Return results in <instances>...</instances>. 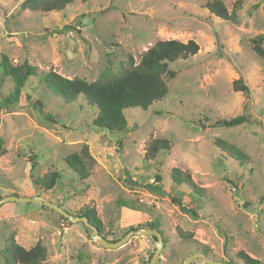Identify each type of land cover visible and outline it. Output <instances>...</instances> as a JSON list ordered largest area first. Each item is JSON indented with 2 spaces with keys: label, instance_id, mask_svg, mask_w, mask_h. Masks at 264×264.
<instances>
[{
  "label": "rangeland",
  "instance_id": "1",
  "mask_svg": "<svg viewBox=\"0 0 264 264\" xmlns=\"http://www.w3.org/2000/svg\"><path fill=\"white\" fill-rule=\"evenodd\" d=\"M23 1L0 0V199L42 196L79 217L85 206L94 207L102 237L112 242L159 219L165 240L156 264H183L202 246L216 261L244 264L238 258L244 251L264 264V60L251 43L264 34V0H242L237 24L211 14V0H73L53 13L22 10ZM222 1L232 11L238 0ZM174 39L196 41L199 53L172 63L176 76L167 80L166 97L147 111H127L128 127L118 134L94 126L97 109L86 98L67 102L41 74L17 95L1 66L6 55L12 65L27 61L41 72L94 82L131 57L137 63L158 40ZM238 79L248 95L233 91ZM239 116L254 124L215 126ZM156 138L172 149L147 161L146 146ZM217 140L249 161L232 159ZM85 146L96 163L91 178L80 182L64 159ZM174 167L188 170L205 191L173 183ZM54 170L61 175L57 187L39 195L31 177ZM12 238L26 249L42 242L48 254L42 264H151L157 243L136 235L119 249H105L83 223L44 204L8 202L0 205V252Z\"/></svg>",
  "mask_w": 264,
  "mask_h": 264
},
{
  "label": "trees",
  "instance_id": "2",
  "mask_svg": "<svg viewBox=\"0 0 264 264\" xmlns=\"http://www.w3.org/2000/svg\"><path fill=\"white\" fill-rule=\"evenodd\" d=\"M73 0H24L21 3L22 10L34 13L61 12L70 5ZM242 0H238L232 11L222 0H211L207 2V9L214 16L233 24L238 22V12L242 8ZM254 53L264 60V34L251 40ZM200 45L190 40L184 43L180 40H158L144 54L139 61L134 62L131 57L130 62L122 65L119 70L108 69L103 72L94 82H88L82 78L69 79L54 71L41 72L36 66L27 61L12 65L6 55L2 56L1 66L4 73L10 77L15 85L17 95L24 89L30 77L41 74L44 82L53 87L58 96L67 102L76 101L80 96L86 98L88 105L97 109V116L93 120L94 126L105 129L112 134L124 132L128 127L127 111L130 109H141L147 111L155 102L160 101L168 94V79H173L176 72L171 69V64L180 60H187L197 55ZM41 72V73H40ZM233 91L242 92L245 95L250 93L249 87L243 79L233 82ZM30 99L29 95H26ZM37 109L42 111V104L36 103ZM47 117H49L47 115ZM50 118V117H49ZM244 124L253 125L251 117L239 116L229 120H218L215 126L234 128ZM217 147L225 152L232 159L245 164L250 158L239 148L223 140L216 141ZM172 145L169 140L156 138L152 139L146 146L145 159L153 161L166 152H170ZM0 150L2 141L0 140ZM35 156H32V169L36 166ZM68 169L74 173L80 182H86L91 178V171L96 163L85 146L81 151L75 152L64 159ZM169 177L178 186H185L193 193L200 194L204 188H200L192 178L188 170L174 167L169 171ZM34 188L39 195L53 191L61 178L59 171H49L44 177H31ZM156 179L161 181L157 175ZM121 206L134 211H144L140 204L127 200L118 202ZM48 208V207H46ZM79 217V216H78ZM80 217H86L93 227L97 228L100 235L103 232L102 220L98 217L94 207L85 206L80 213ZM62 219L66 220L62 217ZM150 230H155L161 234L165 240L164 232L161 229V221L155 219L147 224ZM182 237L189 239L183 232ZM198 252L209 257V248L202 246ZM47 249L38 242L34 247L26 249L19 245L13 238L8 242L6 248L0 252V264H42L47 259ZM238 258L244 264H261L257 259L250 257L244 251L238 253ZM232 264V263H228Z\"/></svg>",
  "mask_w": 264,
  "mask_h": 264
},
{
  "label": "water",
  "instance_id": "3",
  "mask_svg": "<svg viewBox=\"0 0 264 264\" xmlns=\"http://www.w3.org/2000/svg\"><path fill=\"white\" fill-rule=\"evenodd\" d=\"M8 202L44 204L50 210L57 212L63 218L69 220L70 222H73V223L81 222V223H83L86 227L89 228L92 240L94 242L98 243L101 247H103L105 249H111V250L119 249L126 242H128L131 237L136 236V235L137 236H149L150 238H157L156 252L151 259V264H156V258L158 257L160 250H161V244L160 243H162V236L160 233H158L155 230H150V229L141 230V229H139L137 231H131L126 236H124L121 240H119L118 242H112V241H108L107 239L103 238L100 235L98 229L93 227L91 224H89V221L86 217L74 216V215L68 213L67 211H65L63 208H61L57 204L49 202L48 200H46L42 196H36V197L30 198V197H20V196H16V195H10V196H6V197L0 199V205H2L4 203H8ZM197 259L203 260V262H205L206 264H228L225 262L210 259L202 253H195V254L189 256L188 258H186L183 261V264H191L194 260H197Z\"/></svg>",
  "mask_w": 264,
  "mask_h": 264
}]
</instances>
